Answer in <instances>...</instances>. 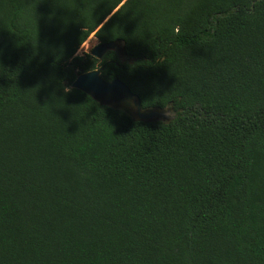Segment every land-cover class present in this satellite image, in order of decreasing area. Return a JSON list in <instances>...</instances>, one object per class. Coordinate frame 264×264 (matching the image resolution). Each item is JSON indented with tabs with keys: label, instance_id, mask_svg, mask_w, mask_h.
<instances>
[{
	"label": "trees",
	"instance_id": "obj_1",
	"mask_svg": "<svg viewBox=\"0 0 264 264\" xmlns=\"http://www.w3.org/2000/svg\"><path fill=\"white\" fill-rule=\"evenodd\" d=\"M0 264H264V0H0Z\"/></svg>",
	"mask_w": 264,
	"mask_h": 264
},
{
	"label": "water",
	"instance_id": "obj_2",
	"mask_svg": "<svg viewBox=\"0 0 264 264\" xmlns=\"http://www.w3.org/2000/svg\"><path fill=\"white\" fill-rule=\"evenodd\" d=\"M108 52H114L122 62H125L126 53L121 41L99 43L91 52V56L101 60ZM98 70V69H97ZM100 71H91L78 74L72 84L73 89L80 90L89 95L100 105L122 111L135 122L169 123L175 118L173 107L143 108L141 99L121 80L106 81ZM170 114V115H169Z\"/></svg>",
	"mask_w": 264,
	"mask_h": 264
},
{
	"label": "rangeland",
	"instance_id": "obj_3",
	"mask_svg": "<svg viewBox=\"0 0 264 264\" xmlns=\"http://www.w3.org/2000/svg\"><path fill=\"white\" fill-rule=\"evenodd\" d=\"M99 44V41L94 37L91 36L87 42L80 48L77 55L78 56H85L91 55L92 50Z\"/></svg>",
	"mask_w": 264,
	"mask_h": 264
},
{
	"label": "clouds",
	"instance_id": "obj_4",
	"mask_svg": "<svg viewBox=\"0 0 264 264\" xmlns=\"http://www.w3.org/2000/svg\"><path fill=\"white\" fill-rule=\"evenodd\" d=\"M102 60H103V62H104V58H103ZM103 62H102V64H103ZM102 64L100 65L99 69L96 70V71H100ZM65 89H69V88H68V87H65V88H64V91H65ZM69 90H70V89H69ZM65 92L67 93L68 91H65ZM169 115H170V114H169Z\"/></svg>",
	"mask_w": 264,
	"mask_h": 264
},
{
	"label": "flooded vegetation",
	"instance_id": "obj_5",
	"mask_svg": "<svg viewBox=\"0 0 264 264\" xmlns=\"http://www.w3.org/2000/svg\"><path fill=\"white\" fill-rule=\"evenodd\" d=\"M102 60V59H101Z\"/></svg>",
	"mask_w": 264,
	"mask_h": 264
}]
</instances>
